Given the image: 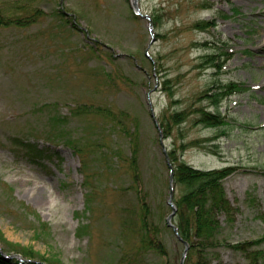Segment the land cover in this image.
Instances as JSON below:
<instances>
[{
  "label": "rangeland",
  "instance_id": "obj_1",
  "mask_svg": "<svg viewBox=\"0 0 264 264\" xmlns=\"http://www.w3.org/2000/svg\"><path fill=\"white\" fill-rule=\"evenodd\" d=\"M23 3L40 10L36 21L0 27V248L20 256L32 249L60 264H120L117 218L137 205L127 173L136 151L168 252L144 264H179L183 244L166 225L170 169L150 103L159 123L191 112L163 138L167 152L183 138L196 142L180 156L186 164L233 169L223 186L237 212L232 223L222 219L221 238L258 241L264 258V0H138L139 15L130 0H0V11L19 15ZM72 16L80 30L71 29ZM146 16L159 18L152 33ZM202 21L214 26L203 30ZM210 54L219 56L218 72L202 63ZM214 82L238 89L221 101L220 124L194 125V109L215 110L205 97ZM83 106L105 108L113 121L78 114ZM16 136L51 156L31 161L11 144ZM69 138L100 148L90 147L82 167ZM220 260L245 263L230 248Z\"/></svg>",
  "mask_w": 264,
  "mask_h": 264
},
{
  "label": "trees",
  "instance_id": "obj_2",
  "mask_svg": "<svg viewBox=\"0 0 264 264\" xmlns=\"http://www.w3.org/2000/svg\"><path fill=\"white\" fill-rule=\"evenodd\" d=\"M29 5L23 3L19 7V15H7L5 10L0 11V27H19L25 28L36 21L37 15H41L37 8H29ZM59 20H63L61 11L55 14ZM153 24L159 23L157 16L152 17ZM71 29L78 28L71 23ZM200 28L207 30L212 28L214 24L211 21H202ZM199 26V24H198ZM225 55L226 53H222ZM203 64L217 72L220 69L219 56L214 54L205 55ZM235 84L221 85L214 82V87H210L207 91L216 89L211 95L206 94L210 104L214 107V111H208L207 108L198 107L193 112L198 116L193 122L194 125L202 124L205 127L216 126L221 123L219 105L221 101L233 94L234 89H238ZM83 106L78 108V114L91 113L96 119L98 117L113 121L110 111L105 108H88ZM97 115V116H96ZM191 112L187 110L174 111L167 116H163L160 120V127L164 138H171L173 128L188 121ZM61 119L55 118L52 123H58ZM118 123L123 128L124 133L128 130L119 120ZM60 125L62 123H59ZM92 129V127H89ZM62 129V128H61ZM15 148L25 153V156L31 161L38 162L44 158H49L48 153L51 150L39 146L37 142L29 141L27 138L19 136L14 137ZM91 138L89 137V141ZM48 145L52 140L48 138ZM72 142H75L73 144ZM88 140L84 139V145L79 144V140L66 139V147L71 149L81 159L82 167L86 165V158L90 147H99L96 143L86 144ZM102 142V140H100ZM196 142H184L182 140L176 144L168 152L171 163L174 167V184L179 189V194L174 197V204L177 208L174 224L178 229L179 236L183 241L188 242L189 250L184 264H212L220 260V249L230 248L240 252L244 258V264H264V258L261 251L254 248L258 241H244L238 243H229L221 238V221L227 223L234 221L237 208L233 206L225 192L223 181L233 173L231 167L220 169L200 170L193 168L180 159V156L189 148L195 146ZM100 148V147H99ZM104 152L109 153V149L104 146ZM136 151L131 153V165L128 175L131 179V190L136 196L137 205L134 208L123 207L118 213V239L119 250L116 253L120 264H144L148 254H154L161 258H167L168 252L165 244L160 238V229L155 224L151 207L147 201V195L143 190V179L137 167ZM108 156V158H110ZM95 190L91 187L90 194ZM88 202L93 201L92 197L87 198ZM83 228V227H82ZM5 252V251H4ZM8 255L13 253L5 252ZM22 259L11 257L5 259L0 253V264H57L49 258L40 257L39 253L32 249H23L19 251ZM41 259V260H40ZM60 264V263H59Z\"/></svg>",
  "mask_w": 264,
  "mask_h": 264
},
{
  "label": "water",
  "instance_id": "obj_3",
  "mask_svg": "<svg viewBox=\"0 0 264 264\" xmlns=\"http://www.w3.org/2000/svg\"><path fill=\"white\" fill-rule=\"evenodd\" d=\"M131 5H132V8L134 9V11L136 13H138L139 12L138 0H131ZM150 29H151V24H150ZM151 116L154 117L153 112H151ZM154 121L156 123V119H154ZM157 127H158V125H157ZM159 135H160V142H161V145H162V134H161V132H160ZM163 152H164V155L166 157L167 164L171 168L170 176H169V195H168V199H167V204L171 208V213L166 218V224H167V226H169V227L172 228V230L174 231V233L176 234V236L178 237V239L181 241V238L178 235L177 227L172 223V219L174 218V215L176 213V207H175V205L173 203V192H174V186H173V169H172V167L170 165L169 158L167 156V153H166L164 147H163ZM183 245H184V250L182 252V256H181V259H180V263L179 264H184V259L186 257L187 252H188V249H189V245H188L187 242H183Z\"/></svg>",
  "mask_w": 264,
  "mask_h": 264
}]
</instances>
